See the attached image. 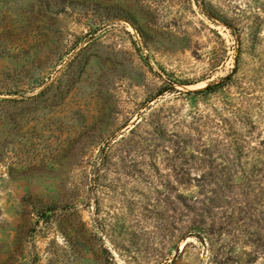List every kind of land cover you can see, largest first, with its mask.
I'll return each instance as SVG.
<instances>
[{
    "label": "rangeland",
    "instance_id": "rangeland-1",
    "mask_svg": "<svg viewBox=\"0 0 264 264\" xmlns=\"http://www.w3.org/2000/svg\"><path fill=\"white\" fill-rule=\"evenodd\" d=\"M0 264H264V0H0Z\"/></svg>",
    "mask_w": 264,
    "mask_h": 264
}]
</instances>
